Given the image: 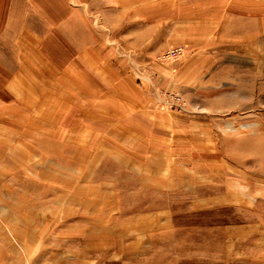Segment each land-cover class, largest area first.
<instances>
[{
	"label": "rangeland",
	"instance_id": "374dc122",
	"mask_svg": "<svg viewBox=\"0 0 264 264\" xmlns=\"http://www.w3.org/2000/svg\"><path fill=\"white\" fill-rule=\"evenodd\" d=\"M0 264H264V0H0Z\"/></svg>",
	"mask_w": 264,
	"mask_h": 264
},
{
	"label": "bare ground",
	"instance_id": "6f19581e",
	"mask_svg": "<svg viewBox=\"0 0 264 264\" xmlns=\"http://www.w3.org/2000/svg\"><path fill=\"white\" fill-rule=\"evenodd\" d=\"M76 66H77V64H76ZM6 75V74H5ZM4 77H6V76H4ZM21 91V90H20ZM23 97H24V94H23ZM5 143V142H4ZM5 144H7V143H5ZM7 158H8V156H7ZM47 158V156H45V159ZM46 161H47V159H46ZM102 233H104V234H106V233H108V230H103L102 231ZM109 234H110V232H109ZM108 235V234H107Z\"/></svg>",
	"mask_w": 264,
	"mask_h": 264
}]
</instances>
